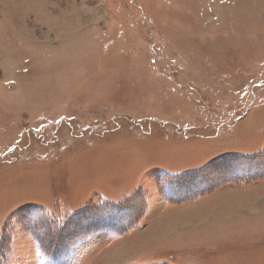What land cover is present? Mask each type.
I'll return each instance as SVG.
<instances>
[{"label": "rangeland", "instance_id": "374dc122", "mask_svg": "<svg viewBox=\"0 0 264 264\" xmlns=\"http://www.w3.org/2000/svg\"><path fill=\"white\" fill-rule=\"evenodd\" d=\"M0 264H264V0H0Z\"/></svg>", "mask_w": 264, "mask_h": 264}, {"label": "bare ground", "instance_id": "6f19581e", "mask_svg": "<svg viewBox=\"0 0 264 264\" xmlns=\"http://www.w3.org/2000/svg\"><path fill=\"white\" fill-rule=\"evenodd\" d=\"M238 200H239L240 202H243V201H245V197H244V199H243V196H241V198H239ZM250 204H251V203H250ZM250 204L247 206L248 209L251 210V212H252V210L255 211V209H253V207H252ZM226 213H227L228 215H230V214H232V210L229 209ZM184 220H186V219H184ZM167 227H168V225H167V226H166V225L159 226L157 230H154V231L151 233V235H154V234H155L154 232H157V233H159V234H163V233L166 231ZM156 235H157V234H156Z\"/></svg>", "mask_w": 264, "mask_h": 264}]
</instances>
